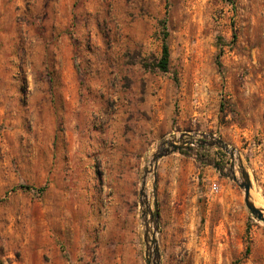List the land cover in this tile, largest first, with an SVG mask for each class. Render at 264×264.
Wrapping results in <instances>:
<instances>
[{
	"label": "rangeland",
	"instance_id": "1",
	"mask_svg": "<svg viewBox=\"0 0 264 264\" xmlns=\"http://www.w3.org/2000/svg\"><path fill=\"white\" fill-rule=\"evenodd\" d=\"M241 165L264 209V0H0V264H264Z\"/></svg>",
	"mask_w": 264,
	"mask_h": 264
},
{
	"label": "water",
	"instance_id": "2",
	"mask_svg": "<svg viewBox=\"0 0 264 264\" xmlns=\"http://www.w3.org/2000/svg\"><path fill=\"white\" fill-rule=\"evenodd\" d=\"M184 136L186 135H181L178 139L174 140H167L165 141V144L167 146H162L159 150V152L154 154V159H158L159 157H162L164 155H167L173 151L180 150L183 148L186 143L190 142L189 138H185ZM222 146H225L224 142L222 140H219ZM241 174H242V181L239 183L240 187L243 188L244 190V202L246 207L249 209V211L255 215L259 220H262L264 222V209L257 207L251 200V195H250V189H251V182L250 178L248 176V173L246 170L243 168L241 165ZM155 188V186H154ZM154 207H155V212H151V217H155V219L158 217V208H157V202L156 199L154 198Z\"/></svg>",
	"mask_w": 264,
	"mask_h": 264
},
{
	"label": "trees",
	"instance_id": "3",
	"mask_svg": "<svg viewBox=\"0 0 264 264\" xmlns=\"http://www.w3.org/2000/svg\"><path fill=\"white\" fill-rule=\"evenodd\" d=\"M169 47L165 41L162 42L160 56L156 60L155 67L162 71H167L169 66Z\"/></svg>",
	"mask_w": 264,
	"mask_h": 264
},
{
	"label": "bare ground",
	"instance_id": "4",
	"mask_svg": "<svg viewBox=\"0 0 264 264\" xmlns=\"http://www.w3.org/2000/svg\"><path fill=\"white\" fill-rule=\"evenodd\" d=\"M147 182H148V177H146L144 179L145 186H143V189L145 190V192H144L143 201H145L147 199V197H148V193H147Z\"/></svg>",
	"mask_w": 264,
	"mask_h": 264
},
{
	"label": "built area",
	"instance_id": "5",
	"mask_svg": "<svg viewBox=\"0 0 264 264\" xmlns=\"http://www.w3.org/2000/svg\"><path fill=\"white\" fill-rule=\"evenodd\" d=\"M214 190H216V187L214 186V188H213Z\"/></svg>",
	"mask_w": 264,
	"mask_h": 264
}]
</instances>
